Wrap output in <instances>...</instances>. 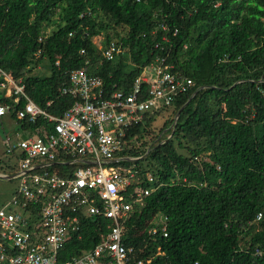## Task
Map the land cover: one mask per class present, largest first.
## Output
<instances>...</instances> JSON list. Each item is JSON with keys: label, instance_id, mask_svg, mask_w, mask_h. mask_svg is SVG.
I'll return each instance as SVG.
<instances>
[{"label": "trees", "instance_id": "16d2710c", "mask_svg": "<svg viewBox=\"0 0 264 264\" xmlns=\"http://www.w3.org/2000/svg\"><path fill=\"white\" fill-rule=\"evenodd\" d=\"M101 34L124 42L133 67L128 58L96 67L92 40ZM171 45V63L195 86L169 110L179 114L171 139L147 156L143 149L124 153L143 157L126 166L153 171L165 184L127 222L124 242L143 250L142 258L162 252L153 264H264L255 255L264 245V0H0V68L23 78L45 109L53 100L47 109L54 114L74 102L58 89L69 71L85 65L82 49L92 57L90 73L129 91L142 68ZM45 59L49 74L30 76ZM157 116L128 138L144 139ZM206 153L209 161L198 163ZM158 215L168 219V237L149 233ZM100 228L107 221L85 220L81 240L71 239L60 260L93 248Z\"/></svg>", "mask_w": 264, "mask_h": 264}, {"label": "built area", "instance_id": "2783aa9c", "mask_svg": "<svg viewBox=\"0 0 264 264\" xmlns=\"http://www.w3.org/2000/svg\"><path fill=\"white\" fill-rule=\"evenodd\" d=\"M163 42L171 43L167 36ZM92 44L96 67L130 56L123 41L108 40L105 34L94 37ZM172 48L146 64L129 91L111 89L103 77L90 73L92 57L82 49L85 65L69 71L68 82L58 89L74 102L59 114L48 110L54 107L53 100L45 109L28 94L23 78L0 68V99L11 100L0 103V117L12 115L19 121V134H27L5 142L9 153L18 149L21 153L13 176H2L20 180V186L0 209V264H153L163 255L142 258L143 250L126 245L124 236L127 222L165 184L158 183L153 171L122 164L143 158L124 155L127 150L143 149L147 156L153 145L172 138L174 124L167 140L164 132L155 143L128 136L134 127H145L152 115L169 111L195 86L171 63ZM40 55L41 50L36 58ZM90 218L107 221V228H100L99 243L79 257L61 261V252L71 239L81 240L83 222ZM261 218L259 214L256 222ZM167 223V217L158 215L149 233L168 237ZM255 255L264 257V245L256 248Z\"/></svg>", "mask_w": 264, "mask_h": 264}, {"label": "rangeland", "instance_id": "374dc122", "mask_svg": "<svg viewBox=\"0 0 264 264\" xmlns=\"http://www.w3.org/2000/svg\"><path fill=\"white\" fill-rule=\"evenodd\" d=\"M57 18L58 16L55 19L57 20ZM55 29L56 25H51L43 31V34L45 36H49ZM119 31L123 33L125 31V28L120 27ZM124 58H128L127 61L129 63V66L133 67L131 57ZM45 65L50 67V64L46 59L44 60V63L39 65L38 67L31 68L29 75L40 77H44V75L47 76L49 74L50 68L44 67ZM1 97L2 93L0 92V98ZM175 117V112L171 111H167L166 113H162L157 116L153 121L152 125L147 126V142L155 143L159 134L161 133V129L164 127V123L166 124V127H164L165 132L163 134V138L171 136L169 133V129L172 128L173 123L171 125L170 122L175 120ZM24 137H27V134H19V121L16 118L9 114L4 117H0V209L4 208L12 201L14 193L18 190L17 188H19L20 186V180L9 179L7 177L2 176H13L12 169L18 164L17 156L21 153L19 149L16 150L14 154L9 153L5 143L6 139L11 138L15 140ZM208 156L209 153H206L204 156L198 158V163L203 160L209 161ZM122 165L126 166V164ZM161 218L162 217L159 216L158 220H160Z\"/></svg>", "mask_w": 264, "mask_h": 264}, {"label": "water", "instance_id": "95a60500", "mask_svg": "<svg viewBox=\"0 0 264 264\" xmlns=\"http://www.w3.org/2000/svg\"><path fill=\"white\" fill-rule=\"evenodd\" d=\"M179 116V114L177 115V117ZM177 120H178V118H177ZM174 124V126H175V122L173 123ZM9 179H12V177H9Z\"/></svg>", "mask_w": 264, "mask_h": 264}]
</instances>
